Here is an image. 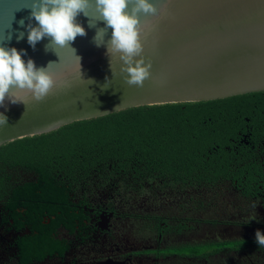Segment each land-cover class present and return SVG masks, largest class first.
<instances>
[{
	"label": "trees",
	"instance_id": "trees-1",
	"mask_svg": "<svg viewBox=\"0 0 264 264\" xmlns=\"http://www.w3.org/2000/svg\"><path fill=\"white\" fill-rule=\"evenodd\" d=\"M263 98L264 90L130 107L7 142L0 145V201L12 209L27 208L37 227L44 218L51 224L72 222L67 216L75 200L81 201L80 214L100 202L109 209L131 207L142 223L150 216L152 227L169 239L184 236L185 262L264 264L256 241H221L209 234L202 243L197 240L204 228L217 229L239 212L229 203L238 198L227 193L237 186L227 182L225 147L254 104L261 111L257 124H264ZM33 240L36 245L47 241ZM198 244L205 249L197 251Z\"/></svg>",
	"mask_w": 264,
	"mask_h": 264
},
{
	"label": "water",
	"instance_id": "water-1",
	"mask_svg": "<svg viewBox=\"0 0 264 264\" xmlns=\"http://www.w3.org/2000/svg\"><path fill=\"white\" fill-rule=\"evenodd\" d=\"M150 2L157 8L155 15L138 13L142 55L152 64L150 78L139 87L126 83L118 55L112 57L110 67L107 45L112 30L97 20L94 8L89 17L81 13L76 18L85 36L78 35L66 47L46 50L48 37L35 48L27 42V26L37 24L30 19L32 0H0V45L25 50V62L32 58L37 67L48 66L54 76L64 74V82L42 101L28 96L26 105L13 104L6 96L0 113L8 123L0 125V145L130 107L264 90V0ZM100 29L105 33L97 46L94 38ZM77 58L84 80L79 78ZM89 79L94 83L85 81Z\"/></svg>",
	"mask_w": 264,
	"mask_h": 264
},
{
	"label": "flooded vegetation",
	"instance_id": "flooded-vegetation-1",
	"mask_svg": "<svg viewBox=\"0 0 264 264\" xmlns=\"http://www.w3.org/2000/svg\"><path fill=\"white\" fill-rule=\"evenodd\" d=\"M257 109L258 105L254 104L252 112L239 119L238 130L227 138L225 147L230 157L225 168L227 182L237 186L226 192L230 197L238 198V202L229 203L239 212L214 229L215 233L204 228L198 238L204 235L206 238L209 234L211 239L218 237L221 241H255V231L261 229L264 232V124L262 120L261 126L257 124L261 117V111ZM219 151L220 147L216 146L215 154ZM249 179L252 181L250 186L247 185ZM74 202L75 207L69 208L73 213L67 216L72 222L51 224L44 216L46 221L37 227L29 221L27 208L12 209L7 206V201H0V264L195 263L194 258L184 261L181 252L184 236L177 234L169 239L164 230L152 227L150 216L142 217L145 221L142 223L141 215L131 207L109 209L102 202L95 207H83L80 214L81 201ZM36 236L47 241L36 245L33 240ZM33 244L35 249H32ZM259 253L264 262V247Z\"/></svg>",
	"mask_w": 264,
	"mask_h": 264
},
{
	"label": "clouds",
	"instance_id": "clouds-1",
	"mask_svg": "<svg viewBox=\"0 0 264 264\" xmlns=\"http://www.w3.org/2000/svg\"><path fill=\"white\" fill-rule=\"evenodd\" d=\"M93 8L99 14L97 20L105 23V29L112 30L107 45L110 67L112 57L118 55L122 61L121 71L127 73L126 83L142 87L151 76L152 64L150 60L145 62L142 55L138 13L156 14L157 8L150 0H32L30 19L34 18L37 24L27 26V42L35 48L38 42L48 37L50 43L45 46L46 50L53 46H68L78 35L87 34L76 18L81 13L89 17V10ZM89 26H93L91 20ZM105 29H100L94 38L97 46L103 43ZM23 35L21 33L20 38ZM24 52L16 47L0 45V106L6 96L13 104L22 102L26 105L28 96L37 102L42 101L54 86L64 82V74L54 76L48 71V66L37 67L32 58L25 62ZM77 63L79 78L84 80L79 58ZM85 81L94 83L91 79ZM0 117V125L8 123L4 113H0ZM254 239L264 247V232L261 229L255 231Z\"/></svg>",
	"mask_w": 264,
	"mask_h": 264
},
{
	"label": "rangeland",
	"instance_id": "rangeland-1",
	"mask_svg": "<svg viewBox=\"0 0 264 264\" xmlns=\"http://www.w3.org/2000/svg\"><path fill=\"white\" fill-rule=\"evenodd\" d=\"M205 236V235H204ZM204 236H201V237H199L197 240H198V242L199 243H202L203 241H205L206 239L204 238ZM225 245H228V244H225ZM196 248V250L197 251H201V250H203V249H205V246L203 245V244H198V245H196L195 246ZM175 252V251H174Z\"/></svg>",
	"mask_w": 264,
	"mask_h": 264
}]
</instances>
